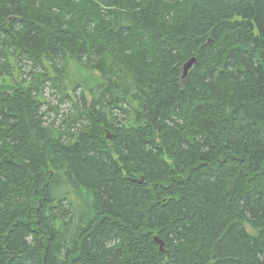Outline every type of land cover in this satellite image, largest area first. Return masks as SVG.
Returning a JSON list of instances; mask_svg holds the SVG:
<instances>
[{"label": "trees", "instance_id": "obj_1", "mask_svg": "<svg viewBox=\"0 0 264 264\" xmlns=\"http://www.w3.org/2000/svg\"><path fill=\"white\" fill-rule=\"evenodd\" d=\"M0 79V264H264V0H0Z\"/></svg>", "mask_w": 264, "mask_h": 264}, {"label": "rangeland", "instance_id": "obj_2", "mask_svg": "<svg viewBox=\"0 0 264 264\" xmlns=\"http://www.w3.org/2000/svg\"><path fill=\"white\" fill-rule=\"evenodd\" d=\"M21 66L24 71L22 76L30 78L28 70L31 64L24 61L21 62ZM66 68L67 74L62 78L60 90L53 87L49 81L42 86L44 102L41 105V110L45 111L44 119L46 123L54 120L55 124L58 125L62 118L66 117L67 113L75 111L77 106L82 108L84 105L90 104L93 97L96 96L95 90H88L90 86L96 84V76L91 67L83 65L81 62L70 60L66 63ZM17 75L14 74V78H17ZM78 82L81 86L72 88L73 84ZM1 84H5V82L0 79Z\"/></svg>", "mask_w": 264, "mask_h": 264}, {"label": "water", "instance_id": "obj_3", "mask_svg": "<svg viewBox=\"0 0 264 264\" xmlns=\"http://www.w3.org/2000/svg\"><path fill=\"white\" fill-rule=\"evenodd\" d=\"M196 62H197L196 57L191 56L189 59H187L182 64V66H181V80H183L189 74V72L194 68ZM106 137L110 138V135L106 134ZM143 179L144 178L141 177L140 179L132 178L131 180L134 182L142 183ZM153 239L156 243H158L159 249L163 250L164 241L162 239H160L158 236H153Z\"/></svg>", "mask_w": 264, "mask_h": 264}]
</instances>
